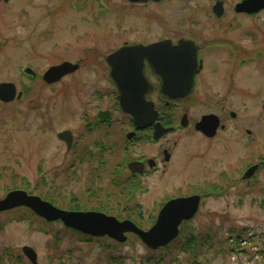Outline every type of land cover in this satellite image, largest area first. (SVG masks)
<instances>
[{"label": "rangeland", "instance_id": "obj_1", "mask_svg": "<svg viewBox=\"0 0 264 264\" xmlns=\"http://www.w3.org/2000/svg\"><path fill=\"white\" fill-rule=\"evenodd\" d=\"M216 1L178 0L145 7L125 0H0V84L13 82L24 93L10 104L0 101V199L10 190L24 189L53 199L60 208L104 207L115 216L125 205H137L133 218L148 229L171 197L228 190L206 197L196 217L182 225L180 233L184 227L211 240L194 257L179 250V241L154 252L135 235L123 244L109 237L87 241L68 234L61 222L46 229L69 236L54 237L39 229L44 226L38 217L15 220L18 209L0 215V264H32L24 246L36 250L38 264H149L148 258L162 255L167 264H264V168L249 182H239L250 165L264 163V12L259 18L238 16L231 10L238 0H221L227 16L216 22L211 15ZM160 21L178 27L173 36L228 41L234 55L229 64L227 52H206L200 89L186 104L193 126L168 138L177 145L166 171L139 180L138 192L126 186L117 190L109 177L131 156L121 150L115 153V148L101 152L95 145L116 147L127 129L114 112L116 87L109 79L106 57L125 43L156 40L165 31ZM243 49L257 60L238 66ZM64 61L80 63L81 68L58 84L46 85L44 72ZM26 67L38 78L27 77ZM222 82L233 85L228 101L214 95L220 88L223 92L218 85ZM219 103L237 116L228 117L227 132L208 139L195 130L194 122ZM98 110L113 113L112 126L87 131L85 117L96 120ZM66 129L79 141L76 149L68 151L58 139ZM88 149L93 158L73 165V151L82 155ZM160 149L139 146L137 151L152 154ZM230 180L238 182L230 187ZM128 188L129 196L123 198L121 193ZM188 232L184 233L190 236Z\"/></svg>", "mask_w": 264, "mask_h": 264}, {"label": "water", "instance_id": "obj_2", "mask_svg": "<svg viewBox=\"0 0 264 264\" xmlns=\"http://www.w3.org/2000/svg\"><path fill=\"white\" fill-rule=\"evenodd\" d=\"M129 1L145 3L161 0ZM259 2H262L263 8L264 0H245L236 6V11L257 12L260 9ZM221 5L218 3L215 6L217 14L222 12ZM198 48V45L190 40L183 39L176 45L170 40H165L148 46L124 45L107 56L109 78L117 86L120 106L125 112L133 115L139 127L154 124L159 117L155 104L146 100L153 87L145 74L146 65L152 67L154 76L160 81V94L164 98L171 101L187 100L194 90L195 76L202 67V64L199 66ZM79 68L78 63L64 61L51 66L44 73L43 80L47 84H54ZM26 72L35 75L31 68H27ZM21 97L22 93L18 92L13 82L0 84L1 101L11 102ZM218 126L219 121L215 116L206 115L196 124V129L211 137L215 135ZM155 128V138L168 131L164 130L160 123H157ZM59 136L67 140L69 147L72 146L70 131H65ZM255 170L256 166L252 167L245 177L252 176ZM201 201V195L168 201L160 210L155 224L148 230L141 229L132 220H120L103 212L63 210L38 195L20 189L12 190L0 199V214L24 206L48 222L61 221L66 227L94 237L108 236L124 243L128 240L129 234H134L148 248L157 250L178 237L181 224L197 214ZM23 252L33 264H38V254L34 248L24 246Z\"/></svg>", "mask_w": 264, "mask_h": 264}, {"label": "flooded vegetation", "instance_id": "obj_3", "mask_svg": "<svg viewBox=\"0 0 264 264\" xmlns=\"http://www.w3.org/2000/svg\"><path fill=\"white\" fill-rule=\"evenodd\" d=\"M127 1V0H125ZM178 0H162V1H148L146 3H138V2H129V4L134 5V6H149V5H162L164 3H168V2H175ZM245 0H238L235 3L232 4L231 6V10H233V12L235 14H237L238 16H246V17H251V18H259L260 15L264 12V7L262 8V2H259L258 7H260L259 10H257V12H249V11H245V12H237L235 10L236 6L243 2ZM221 3V14H217L215 12V6ZM219 9V8H218ZM217 21H221L223 18H225L227 16L226 14V8H225V1H221V0H217L216 3L212 6V14H211ZM162 21H160L161 23ZM182 23V20L180 21ZM192 22H194L195 24L197 23V20H192ZM167 26H172L171 24H163V22L161 23V27L163 28L164 33L161 36H158V38L156 40H152L151 42L147 43V44H142V43H125V44H131V45H138V44H142V45H151L154 43H159L165 40H170L174 45L178 44L181 40H190L193 41L196 45H198V60L199 62L202 61L203 62V69L200 70V72H198L195 76V89L191 94V97L188 100L185 101H177V102H172V101H168L167 99L163 98L160 94V81L154 76L153 72H152V67H150L149 65H146V77L149 79V81L151 82V84L153 85L152 90L150 91V93L148 94V96H146V100L147 101H152L155 103L156 109L159 111V119L153 124H149L145 127H139L138 123L136 122V120L134 119L133 115L125 112L123 109H121L119 100H118V89L117 86L116 87V95H115V105L117 107V110H115L114 112H118L120 115L118 117V123H123L124 125H126L127 129L126 131L122 134V137L120 138V142L116 143V147H114V145H106L103 144L102 142H96L95 145L100 148L101 152H105V151H111L113 150V148H115V153L116 151L121 150L123 153H129L131 157H128L123 161L119 162V167L117 166L115 174L116 175H110L109 177V182H111L112 185L115 186V189L120 190L122 186H126L129 187L130 189H135L136 192L142 190V186L141 184L138 183L139 180H143V178H149L150 176H153L157 173H159L160 171H163V169L166 171V168L169 164H171V162L173 161V158L175 156V148L177 143L174 142L173 144H171L169 141L170 139H168L171 135H178L180 132L182 131H186L189 130L192 126H193V120L191 119L190 115H189V111L186 109V104L188 102H190L194 95L197 94V90L200 89V77L202 75V73L205 71L206 69V57L205 54L207 51H212L213 53H220V54H225L226 52L228 53V55L226 56V60L229 62V64L231 63V58L234 55L233 52L231 50H233V46H229L228 41H224V40H212V41H204L201 42L199 40H197L195 37L193 36H189L188 34H181L178 36H173L171 35V32H175L178 31V27H167ZM248 53V54H246ZM243 54L238 58V62L237 65L238 66H245L246 64L249 63V59H250V52L249 50H244L243 49ZM257 59L255 58L254 62ZM218 85L222 86L223 92L220 91L221 88L219 90H216L214 95L215 97H222V101H228V97L230 96L231 90H232V86H229L222 82L219 83ZM221 102V101H220ZM227 106L222 105V104H218L217 108L210 113L204 114L202 116H200V118L198 120H196L194 122V128L196 126V124L201 121V119L206 116V115H213L215 116L218 121H219V126L216 130L215 135L211 136V137H207L204 133H202L201 131H197L199 134H201L202 136L208 138V139H214L216 137H218L221 132H227L229 130V126H228V117H236L237 114L236 112L232 111V109L226 108ZM264 108V105H263ZM85 125L87 127V131H95L97 129H102V128H110L114 122V115L113 113H111L109 110H98L97 114H96V120L90 119L89 117H85ZM124 119V120H123ZM157 122H160L163 129H171L169 132H165L164 134H160V136L158 138H155V125L157 124ZM65 131H70L72 133V146L69 147V143L67 142V140L60 138V134L65 132ZM246 132L249 136L252 135V131L249 129H246ZM57 137L59 140L63 141L66 146L68 151L73 149H76V144H78V140L77 142L74 141V134L71 130L66 129L63 130L61 132H59L57 134ZM168 139V140H167ZM166 142L164 143L163 141ZM139 146H146L150 149L154 148V146H160L162 147V149H160L159 152L156 153H152L150 154L148 151L147 152H143L142 154L138 153L137 148H139ZM151 152V151H150ZM74 153V157L72 159V164L76 165V163L79 164H84L86 162H89L90 158H93L91 156H93V153L90 149H88L87 153H84L82 155L77 154V152L73 151ZM80 153V152H79ZM101 165L105 166V163L103 161H101L100 163ZM73 165H70V168H73ZM256 166V170L254 172V174L250 177H245L247 172L253 167ZM262 168H264V163L258 162L255 163L253 165H250L243 173L242 176L239 178V182H249L255 175L256 172H258L259 170H261ZM102 171H104L103 173H105V169H103ZM231 181V180H230ZM238 180H234L230 182V187H233L237 184ZM126 189L127 193L124 191L121 193L123 198H127L129 196V192L130 189ZM228 190L227 187L225 189H222L221 191H216V190H212L209 191L208 193H194L191 195H196L199 194L202 196V198H206L208 196H222L224 194H227ZM180 196H176V197H171L169 200H167L165 203H167L168 201L175 199V198H179V197H183L184 195L179 194ZM191 195H186V196H191ZM120 201H118L117 203H119V206L122 205V203H120ZM163 203L161 206L163 207L164 204ZM137 206V205H136ZM136 206H130V205H125L124 208L122 209L124 212H131L134 213L136 211ZM113 207V206H112ZM111 207V208H112ZM161 207V208H162ZM160 208V209H161ZM103 209L107 212H110V210L108 208H104ZM114 209V207H113ZM90 210V209H89ZM91 210H95V211H103L101 209H91ZM139 211V210H138ZM160 211V210H159ZM158 211V212H159ZM185 223V222H184ZM183 223V224H184ZM182 224V225H183ZM182 227V226H181ZM93 238H90L89 240L91 241ZM88 241V239H87Z\"/></svg>", "mask_w": 264, "mask_h": 264}, {"label": "trees", "instance_id": "obj_4", "mask_svg": "<svg viewBox=\"0 0 264 264\" xmlns=\"http://www.w3.org/2000/svg\"><path fill=\"white\" fill-rule=\"evenodd\" d=\"M34 189L36 191L38 190L37 187H35ZM47 200H50L51 202L54 203L53 199H50L49 198ZM76 209H78V208H76ZM99 209L105 211L103 208H99ZM74 210H75V208H74ZM107 211L108 210H106L105 212H107ZM108 213H110V212H108ZM132 214L133 213H131V212H127L126 214L124 212H120L118 214V217H120V218H130L133 221H135L137 224H139L133 218V215ZM30 215L34 216L37 219V216L33 212H31L29 209H27V208H20L18 210V215H15L14 219L15 220H18V221H28V220H31ZM138 215L140 217L142 216L141 213H138ZM151 222H153V221H151ZM50 224L51 223H47V222L43 221L42 222V225L44 227L39 228V229L40 230H43L45 233H49V234L52 233V235L54 237H57L59 235H62L63 237H67V236H69L68 234H70L71 236H75V237L81 236V237H85V238H92V237H90L88 235H83V234H81V233H79L78 231H75V230H70V232H68V234L67 233L62 234L59 231H53V232H51L50 230L46 229L47 225H50ZM67 230H69V229H67ZM185 231H187V232L189 231L188 234L190 233L189 234L190 236H187L184 233ZM176 241H179L178 243L180 244V246L178 245V248H179L180 251H189L192 254L193 257L195 256V254H196V252L198 250H202L204 248V246H205L206 243H208L209 245L211 244V240L205 241V240L201 239V237L197 236L196 234H193V231L188 230L187 228L185 229L184 227L182 229V232L180 233V236L174 242H176ZM174 242L171 245H169V246H167V247H165V248H163L161 250H166L170 246L173 247L175 245ZM147 262L149 264H167V262L165 261V256L164 255H162L160 257V259H158L156 256H154L153 258H148V261Z\"/></svg>", "mask_w": 264, "mask_h": 264}]
</instances>
